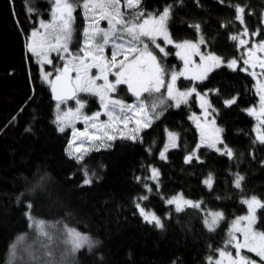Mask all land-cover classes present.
Segmentation results:
<instances>
[{
  "label": "trees",
  "instance_id": "trees-1",
  "mask_svg": "<svg viewBox=\"0 0 264 264\" xmlns=\"http://www.w3.org/2000/svg\"><path fill=\"white\" fill-rule=\"evenodd\" d=\"M52 3L0 0V264H6L10 246L18 237H24L19 247H35L36 233L25 215L28 201L33 205L32 216L46 222L58 257L71 247L65 242V228L75 229L94 242L91 250L85 245L65 256L63 264H209L208 258H216V250L224 247L232 221L247 213L241 201L255 196L264 202V145L254 143L255 119L245 111L258 101L254 79L239 68L232 71L221 67L196 84L199 91L210 92L224 144L234 152L232 159L202 147L197 155L203 163L196 159L185 163L199 142L198 129L190 119L192 113L200 111L193 97L179 108L167 101L173 106L164 107L163 115L153 119L151 127L143 128L136 141L117 137L110 147L90 151L77 163L68 155L70 132L58 130L57 103L52 100L50 85L26 48L38 19L49 18ZM236 4L246 6L244 25L235 19V8L229 6ZM167 5H172L168 30L174 41L197 40L199 35L189 25L198 23L206 41L203 47L225 61L237 59L242 64L243 48L238 49L237 42L229 37L245 26L250 33L260 30L256 40H264V0L141 2L146 13L158 14ZM75 17L74 49L83 39L82 8H77ZM168 52L163 64L180 71L182 63L175 47L169 46ZM191 85L192 81L179 79L180 87ZM119 89L115 96L128 102L136 100L125 85ZM210 90H218V94ZM233 97L236 103L226 107L223 101ZM82 98L90 103L89 111L98 108L95 97ZM168 131L179 135L178 147L168 151L167 159H161ZM85 167L89 173H96L91 185L83 184ZM151 167L159 170L158 189L150 179ZM210 173L214 178L211 190L204 183ZM236 174L244 177L240 189L234 186ZM42 177L47 178L43 187L29 191ZM145 185L152 188L151 193ZM22 192L25 195L18 202ZM178 193L202 201L201 208L177 213L166 200ZM143 195L148 199L139 200ZM137 202L154 211L164 228L147 224L136 208ZM207 210L224 214L214 232L204 224ZM257 216L256 227L264 231V209H259Z\"/></svg>",
  "mask_w": 264,
  "mask_h": 264
},
{
  "label": "snow or ice",
  "instance_id": "snow-or-ice-1",
  "mask_svg": "<svg viewBox=\"0 0 264 264\" xmlns=\"http://www.w3.org/2000/svg\"><path fill=\"white\" fill-rule=\"evenodd\" d=\"M141 2L142 0H53L51 20L47 22L40 20L39 29H33L28 37L26 48L38 58L39 63L52 64L53 61L50 59L52 52L57 53L59 59L64 61L61 67L55 69L57 73L55 79H49L53 75L51 72L42 70V74L44 81L51 87L53 98L58 102V112L60 104L67 100H75L78 105L76 109L69 108L62 116L58 114L56 117L60 132H64L66 127L72 128L73 140L69 143L68 148L73 149L76 141H80L73 151L68 152V155L74 158L77 163H81L88 152L99 151L101 147H110L111 145L107 142L115 140L117 135L122 139L136 141L142 128L151 127L153 119H158L163 115L164 107L173 106L167 104V101L174 102V106L179 108L181 104H187L188 98L195 94L201 101L200 107L204 119L201 120L195 115L190 117L200 133V142L185 157V163H191L193 159L203 163L197 155L201 147L219 152L232 159L234 152L224 144L220 136L223 129L216 126L213 114L217 110L207 99V94L202 95L197 91L195 85L186 87L184 90L177 87V81L181 77L189 81L203 82L212 72L221 67H227L232 71L239 68L256 81L259 108L253 107L245 111L259 122L254 143L258 141L264 145V130H261V126H264V79L259 78L264 76V56L257 54L264 53V40L252 43L249 47L250 41L245 39L249 36H258L260 30L250 33L245 26L242 32L230 35L229 38L237 42L238 49H245L241 56L244 67H241L237 59L225 61L215 53L201 51L200 46H206V41L204 36L200 35L202 30L198 23L189 25L199 35L198 41H174L168 30L172 5H167L158 14L146 13L141 7ZM219 2L224 3L225 0H219ZM229 6L235 8V19L244 25L246 6L239 4ZM78 7L83 9L87 26L83 29V47H80L77 52H73L69 46L76 31L74 12ZM28 11L35 14V10L32 8H29ZM251 14L249 12V15ZM101 20L107 21V28L100 27ZM261 22L264 23V14L261 16ZM222 27H226V25H222ZM40 29H43V32ZM159 38H162L166 45L172 44L178 49L176 56L183 61L182 70H169L165 67L162 62L163 57H167L170 53L157 43ZM150 44L159 52L155 53L154 49L150 48ZM107 47L111 48L110 57L105 56ZM160 54L163 56L158 58ZM194 56L199 57V62L193 60ZM257 68L260 69L259 73L256 71ZM92 69H96L95 75L92 74ZM72 73L75 75L73 76ZM109 76H113L115 79L110 80ZM165 77L168 79L166 80ZM97 81H102V83H97ZM120 85H126L127 91L136 98L135 104H127L121 99L113 98L112 94L120 90ZM162 88L165 89L166 94L161 92ZM210 91H215L218 94V90ZM78 93L98 97L104 110L103 115L108 117V121H100L101 112H96L91 116L82 114L81 109L85 107L87 101L79 98ZM158 93L159 96L155 95ZM145 94L147 95L145 96ZM223 103L226 107H231L236 103V98L225 99ZM157 109H161V111L158 112ZM137 114H139V118H137ZM209 117L213 118L209 119ZM81 119L85 123L83 131L75 128V122ZM132 121L135 122L136 127L130 130L132 134L126 135L125 129ZM120 124H123V129L119 127ZM90 128L95 129V132L90 133ZM26 131H30V129H26ZM167 134L168 141L160 153L161 159H166L169 147H178L179 135L173 132ZM95 141H99V143H94ZM218 145H223V148ZM151 171L150 179L158 189L159 170L152 168ZM83 174L85 177L83 184L91 185L96 173H89L85 167ZM46 179V177H42L41 182L34 184L29 191L35 192L42 188V181ZM137 179L139 181V178ZM243 180V176L236 174L234 186L240 189ZM204 183L211 190L213 183L211 173ZM145 188L148 193L152 192V188L148 185H145ZM24 195L25 193H20L17 196V201L19 202ZM147 199V195L139 198L141 201ZM166 203L174 205L175 211L180 213L185 211V208L200 209L202 201L194 202L184 199L180 195L167 199ZM241 203L246 205L247 214L232 221L224 247L216 250L219 258L213 261V257H209V264H257V261L246 253H254L260 261L264 262V231H258L255 227L258 221L257 210L264 209V202L253 196L243 199ZM32 206L30 201L26 203L25 215L30 221L29 227L36 233L35 247L33 245L19 247L24 237H18L17 243L10 246L6 264H63L64 257L68 254H75L85 245L89 247V250L94 246V242L88 236L75 229L65 228L67 237L65 242L71 247L68 252L62 253L58 257L57 250L53 245V236L47 230L46 222L32 216ZM136 208L147 224L154 225L159 229L164 228L161 218L154 212L146 211L139 202L136 203ZM223 219L222 212L207 213L204 219L205 227L208 231L214 232ZM237 233H239V237ZM229 248L235 250L234 254ZM173 264L176 262L173 261Z\"/></svg>",
  "mask_w": 264,
  "mask_h": 264
},
{
  "label": "rangeland",
  "instance_id": "rangeland-1",
  "mask_svg": "<svg viewBox=\"0 0 264 264\" xmlns=\"http://www.w3.org/2000/svg\"><path fill=\"white\" fill-rule=\"evenodd\" d=\"M77 10V9H76ZM123 10V9H122ZM76 12V11H75ZM75 12H74V16H75ZM40 20H44V19H42V18H39L38 19V21H37V26H36V28L35 29H39V27H40V25H39V21ZM49 20H51V10H50V14H49V18L47 19V20H44L45 22H47V21H49ZM87 26V23H86V21H85V27ZM100 27H102V28H107V21L105 22V20H101L100 21ZM40 31L41 32H43V29H40ZM31 34V33H30ZM30 36V35H29ZM28 36V37H29ZM28 37H27V40H26V42H28ZM83 39H84V37H83ZM83 39H82V44H79L78 46H77V48L76 49H74V48H72V43L70 44V49L73 51V52H77L78 50H79V48L80 47H83ZM198 39H199V37H198ZM198 39L197 40H193V42H196V41H198ZM245 39H249V41H250V43H249V47L251 46V44L252 43H258V42H260V41H257L256 40V37L254 38V41H251V36H249V37H245ZM190 41V40H189ZM73 42V41H72ZM180 42H182V41H180ZM157 43H159L162 47H164L165 48V50L168 52V47L169 46H173L174 47V45H172V44H165L164 43V41H163V39L162 38H159L158 40H157ZM150 48L151 49H154V46H152L151 44H150ZM200 48H201V51L202 52H209L208 50H206L204 47H203V45H201L200 46ZM178 51V49H176L175 48V52H177ZM244 51H245V49H242V55L244 54ZM154 52L155 53H158L159 52V50L158 49H154ZM32 54V53H31ZM264 54V53H263ZM53 55H56V57H57V59H58V61H57V63H55V64H41V63H39L38 62V58L36 57V56H34L35 57V59H36V61L39 63V65H40V69H41V73H42V70H43V72H51L53 75L49 78V79H52V77L54 76V75H56L57 73H56V71H55V69L57 68V67H60V64L63 62L64 63V61L63 60H61V59H59V57L57 56V53H55V52H52V53H50V59H53ZM81 55H82V53H81ZM110 55H111V48L110 47H107L106 48V50H105V56H107V57H110ZM217 55V54H216ZM163 56V54H160V56L158 57V58H160V57H162ZM168 57V56H167ZM179 58V57H178ZM179 60L181 61V63H182V67H181V70L183 69V61L179 58ZM193 60L194 61H196V62H199V57L198 56H194L193 57ZM238 63H240V61H238ZM240 66H242V67H244V65H243V61H242V64L240 65ZM47 67H49L48 69H47ZM249 71H251V69H249ZM257 71V70H256ZM247 73V72H246ZM92 74L93 75H95L96 74V69H92ZM74 75H75V73H74ZM42 77H43V74H42ZM260 79H264V76H261V77H259ZM109 79L110 80H114L115 78L113 77V76H109ZM165 79L167 80L168 79V77H165ZM199 82H201V81H199V80H197V81H192V85L191 86H193V85H195V87H196V89H197V91L198 92H200L202 95L203 94H207V99L208 100H210L211 101V99H210V92H201V91H199L198 90V88H197V83H199ZM97 83H102V81H97ZM255 85H256V81L254 80V89H255V92H256V87H255ZM190 86V87H191ZM177 87L178 88H180L181 90H184L185 88H182V87H180L179 86V80L177 81ZM161 92H164L165 93V89H161ZM166 94V93H165ZM84 95H90V94H86V93H78V96H79V98H81L82 100H85V99H83L82 97L84 96ZM155 95H157V94H155ZM92 96V95H91ZM112 96H113V98H118V99H121V100H123L122 98H120V97H117V96H115V93H113L112 94ZM258 96V95H257ZM93 97H95L96 98V100H97V102H98V108H95L94 110H88V108H89V106H90V103L87 101V103H86V105H85V107L83 108V109H81V112H82V114H86V115H89V116H91V115H93L94 113H96V112H101L102 114H101V116L99 117V119H100V121H102V122H107L108 121V117L106 116V115H103V108L101 107V104H100V101H99V98L98 97H96V96H93ZM193 97H195L196 98V101H197V105H198V107H199V109H200V111L199 112H194V113H192V115H191V117L193 116V115H195L196 117H199L201 120H203L204 119V117H203V112H202V109H201V107H200V103H201V101L199 100V98L195 95V94H193L191 97H189L188 98V103H189V101L193 98ZM125 103H127V104H135L136 103V100H134V101H130V102H128V101H125V100H123ZM174 103V102H173ZM182 105V104H181ZM78 107V105L76 104V102H75V100H74V102H70V103H62V104H60V109H59V112H58V110H57V115L59 114V115H63V113L65 112V111H67L69 108H71V109H76ZM253 107H255V108H259V96H258V101H257V103L255 104V105H253V106H251V107H249V108H253ZM249 108H247V109H249ZM247 112V111H246ZM129 115H131V113H129ZM213 116H214V118H215V121H216V126L217 127H219V128H221L220 126H219V124H218V122H217V117H216V113L215 114H213ZM137 118H139V114H137ZM213 117H209V119H212ZM253 118L255 119V132H256V135H257V126H258V120L253 116ZM119 127L120 128H124V126H123V124H120L119 125ZM136 127V125H135V122L134 121H132V122H130L129 124H128V128L127 129H125V134L126 135H128V134H132L131 132H130V130L131 129H133V128H135ZM75 128L77 129V130H79V131H83L84 130V128H85V123L83 122V120L81 119V120H79V121H76L75 122ZM143 129V128H142ZM141 129V130H142ZM222 129V128H221ZM261 130H263V126H261ZM66 131H69L70 132V143L72 142V140H73V136H72V128L71 127H66L65 128V131L64 132H66ZM89 132L91 133V132H95V129H89ZM141 132V131H140ZM168 132H171V131H168ZM198 133H199V131H198ZM220 136H221V138L223 139V131L220 133ZM117 137H119V135H117ZM167 137H168V134H167ZM168 141V140H167ZM111 141H108L107 143L109 144ZM199 142H200V133H199ZM198 142V143H199ZM80 143V141L79 140H77L76 141V145H78ZM94 143H99V141H95ZM76 145H74L73 146V149H70V151H73L74 150V148H75V146ZM218 147H220V148H223V145H218ZM102 148V147H101ZM202 148V147H201ZM171 149H173V148H171V147H169V149L167 150V152H166V159H167V153H168V151L169 150H171ZM211 150V149H210ZM213 151V150H212ZM216 152V151H215ZM217 153H219V152H217ZM152 168H155V167H151V169ZM155 169H157V168H155ZM151 173H152V171H151ZM213 177V176H212ZM213 182H214V178H213ZM212 185H213V183H212ZM180 195H182L183 196V194L182 193H178V194H176V195H174V196H172V197H176V196H180ZM172 197H170V198H172ZM184 197V196H183ZM170 198H168V199H170ZM249 198H251V197H249ZM184 199H187V200H191V201H194V200H192V199H189V198H186V197H184ZM247 199V198H246ZM194 202H196V201H194ZM140 203V202H139ZM141 204V203H140ZM167 204V203H166ZM167 205H169V204H167ZM141 206L142 207H144L142 204H141ZM174 208H175V206L174 205H172ZM145 208V207H144ZM146 210V209H145ZM259 210V209H258ZM258 210H257V213H258ZM139 211V210H138ZM146 211H149V210H146ZM150 212H154V211H152V210H150ZM215 212H221V211H212V210H207L206 211V215H207V213H215ZM155 213V212H154ZM156 214V213H155ZM247 213H245V214H243V215H246ZM157 215V214H156ZM243 215H241V216H243ZM158 216V215H157ZM209 219H211V217H208ZM236 219V218H235ZM234 219V220H235ZM233 220V221H234ZM220 223V222H219ZM256 227V226H255ZM256 230H258L257 229V227H256ZM258 231H260V230H258ZM237 236L239 237V233H237ZM241 239H242V237H240ZM229 250L230 251H232L233 252V254H234V252H235V250L234 249H231V248H229ZM249 257H251L252 259H254V260H256L257 261V264H264V262H262V261H260V259H259V257H256L255 256V254L254 253H246ZM219 257H218V255H217V257L216 258H213V261H215L216 259H218Z\"/></svg>",
  "mask_w": 264,
  "mask_h": 264
},
{
  "label": "water",
  "instance_id": "water-1",
  "mask_svg": "<svg viewBox=\"0 0 264 264\" xmlns=\"http://www.w3.org/2000/svg\"><path fill=\"white\" fill-rule=\"evenodd\" d=\"M263 14H264V12H263ZM262 26L264 27V23H262ZM259 55V54H258ZM72 75H74V73H72ZM52 79H55V76L52 78ZM125 88H126V85H125ZM126 90H127V88H126ZM50 92H51V95H52V100H53V102H55V103H58L57 102V100H55L54 98H53V93H52V91H51V87H50ZM128 92V91H127ZM128 94L130 95V96H132V94L130 93V92H128ZM147 94H145V96H146ZM133 98H135L134 96H132ZM136 99V98H135ZM74 100H67L66 102H73Z\"/></svg>",
  "mask_w": 264,
  "mask_h": 264
},
{
  "label": "flooded vegetation",
  "instance_id": "flooded-vegetation-1",
  "mask_svg": "<svg viewBox=\"0 0 264 264\" xmlns=\"http://www.w3.org/2000/svg\"><path fill=\"white\" fill-rule=\"evenodd\" d=\"M257 54H259L260 56H264V54L263 53H257ZM52 61H53V64H55V63H57V61H58V59H57V57H56V55H53V59H52ZM64 63L62 62L61 64H60V67L63 65ZM257 70V72L259 73L260 72V69L259 68H257L256 69ZM57 75V74H56ZM56 75H54V76H56ZM53 76V77H54ZM74 76V75H73ZM52 77V78H53ZM74 102V101H73ZM65 103V102H64ZM66 103H70V102H66Z\"/></svg>",
  "mask_w": 264,
  "mask_h": 264
}]
</instances>
